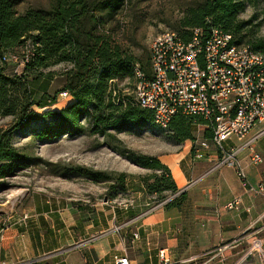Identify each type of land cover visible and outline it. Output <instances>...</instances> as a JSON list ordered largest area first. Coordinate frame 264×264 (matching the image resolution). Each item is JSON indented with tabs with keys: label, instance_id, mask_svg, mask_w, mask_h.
Here are the masks:
<instances>
[{
	"label": "trees",
	"instance_id": "1",
	"mask_svg": "<svg viewBox=\"0 0 264 264\" xmlns=\"http://www.w3.org/2000/svg\"><path fill=\"white\" fill-rule=\"evenodd\" d=\"M20 1L0 0V114L18 116L19 126L28 119L45 118V123L34 131L41 141L63 135L100 134L106 138L109 147L133 162L162 171L152 176L154 180L148 184L149 190L164 188L173 194L178 192L171 169L158 157L121 149L109 142L111 138L118 140L114 130L150 128L155 123L153 111L141 107L135 97L120 87L124 79L136 82V65L147 75L151 73L150 52L144 60L134 49L136 43L128 37L122 38L121 22L120 27L119 23L107 25L109 18L119 21L118 15L125 14L129 0H51L47 6L25 10L19 9ZM246 7V0H203L190 7L182 24L206 31L212 27L220 28L233 34L235 43L248 44L264 52V39L247 38L245 26L248 21L240 19ZM180 35L189 40L191 31ZM27 41L32 49L23 73H8L9 56L17 55ZM56 64H65L64 70L46 71ZM56 75L63 78V85L51 95L47 87ZM63 91H68L74 98L66 107L43 114L31 111L35 105L44 107L57 103ZM87 120L90 127L84 123ZM199 124L204 122L179 113L168 128L179 141H195V129ZM205 137H211L210 131ZM12 141V129L0 128V190L10 186L7 178L34 162L54 166L40 156L20 150ZM75 170L85 173L94 182L113 179L117 174L86 166ZM124 176L125 173H120L118 179L121 181ZM178 201L179 196L166 205H175Z\"/></svg>",
	"mask_w": 264,
	"mask_h": 264
},
{
	"label": "crops",
	"instance_id": "2",
	"mask_svg": "<svg viewBox=\"0 0 264 264\" xmlns=\"http://www.w3.org/2000/svg\"><path fill=\"white\" fill-rule=\"evenodd\" d=\"M263 128L264 122L256 125L248 139ZM252 144L260 162H250L249 147L238 157L258 185L264 183V133ZM158 158L172 171L178 192L170 197L179 196L177 204L149 212L106 204L87 221L68 203L18 205L9 223L0 225V264H115L121 255L131 264H261L247 251L252 232L264 237V195L244 191L234 167L215 168L221 152L213 143L202 159L194 157L192 140ZM237 196L239 209H226Z\"/></svg>",
	"mask_w": 264,
	"mask_h": 264
},
{
	"label": "rangeland",
	"instance_id": "3",
	"mask_svg": "<svg viewBox=\"0 0 264 264\" xmlns=\"http://www.w3.org/2000/svg\"><path fill=\"white\" fill-rule=\"evenodd\" d=\"M202 1L129 0L125 14L118 15L119 21H116L117 18H109L107 25L119 23L120 27L121 22V32L124 31L122 38L132 39L136 43L134 49L146 60L151 40L158 33L164 30H173L180 34L191 31V26H183L182 21L188 15L190 7ZM50 2L51 0H21L19 9L47 6ZM246 2L247 7L240 19L248 21L245 26L247 38L264 39V0ZM30 45V41H27L26 45L19 48L18 58L9 56L8 73H23L28 61L27 55L31 53ZM64 68L65 64H56L46 71L61 72ZM48 85V92L54 95L61 89L63 78L56 75ZM120 87L125 93L135 97V81L130 83L129 79H124L120 82ZM40 92L42 93V90ZM72 98H60L59 102L57 100V103L50 106L35 105L31 111L43 114L48 110H60L69 105ZM45 121V118L28 119L23 121L25 124L19 126L18 116L0 114V128L12 129V142L17 148L54 163L53 166L34 162L22 168L15 176L7 178L10 186L0 190V225L9 223L7 218L18 205L28 206L30 203L45 200L68 203L74 209L75 215L84 221L98 216L99 209L106 204L123 208L134 205L133 210L149 212L162 201H171V191L164 190L163 187L157 191L148 189V184L154 180L152 176L162 173L161 170L145 168L133 162L109 147L106 138L100 134L63 135L54 140H38L34 131ZM84 123L90 125L88 120ZM210 130L208 127L204 130L199 128V125L196 126V140L206 138L205 134ZM113 133L118 140L111 138V145L156 157L176 153L186 142H191L177 140L170 128L164 129L155 123L150 128L127 127L124 130H114ZM79 166L115 171L117 174L113 179L94 182L85 173L75 170ZM120 173H125L121 181L118 179Z\"/></svg>",
	"mask_w": 264,
	"mask_h": 264
},
{
	"label": "built area",
	"instance_id": "4",
	"mask_svg": "<svg viewBox=\"0 0 264 264\" xmlns=\"http://www.w3.org/2000/svg\"><path fill=\"white\" fill-rule=\"evenodd\" d=\"M150 70L147 75L135 66L134 94L141 107L153 111L155 124L167 129L179 113L203 121L211 129L212 139L196 140L194 157L204 158L213 143L221 152L215 168L234 167L244 191L264 195V183L253 185L238 157L244 147H249L250 162L262 160L252 142L264 128L251 139L248 136L264 122V52L235 43L233 34L217 27L208 31L194 27L189 40L176 31L164 30L151 40ZM59 95L58 102L71 96L68 91ZM230 140L233 144L227 147ZM241 203L242 197L237 196L225 207L236 210ZM247 254L257 255L264 264V237L257 232L251 234ZM160 256L164 257L163 251ZM115 264L131 261L128 255H121Z\"/></svg>",
	"mask_w": 264,
	"mask_h": 264
},
{
	"label": "water",
	"instance_id": "5",
	"mask_svg": "<svg viewBox=\"0 0 264 264\" xmlns=\"http://www.w3.org/2000/svg\"><path fill=\"white\" fill-rule=\"evenodd\" d=\"M105 198H107V197H105Z\"/></svg>",
	"mask_w": 264,
	"mask_h": 264
}]
</instances>
